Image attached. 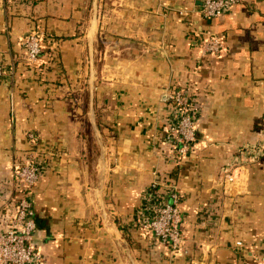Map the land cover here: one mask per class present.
<instances>
[{
  "label": "crops",
  "instance_id": "0c3cea01",
  "mask_svg": "<svg viewBox=\"0 0 264 264\" xmlns=\"http://www.w3.org/2000/svg\"><path fill=\"white\" fill-rule=\"evenodd\" d=\"M200 1L0 0V209L7 192L23 194L13 164L33 157L39 264H257L264 151L226 188L221 169L262 136L264 0L213 18ZM34 30L41 51L30 63L24 38ZM207 31L222 35L217 53L201 51ZM174 87L196 110L180 158L166 139ZM153 180L176 184L175 255L138 223Z\"/></svg>",
  "mask_w": 264,
  "mask_h": 264
},
{
  "label": "built area",
  "instance_id": "2783aa9c",
  "mask_svg": "<svg viewBox=\"0 0 264 264\" xmlns=\"http://www.w3.org/2000/svg\"><path fill=\"white\" fill-rule=\"evenodd\" d=\"M239 0H201L199 11L206 18L216 17L227 11ZM27 49V60L36 61L41 51V32L30 31L24 38ZM202 53H217L223 47L222 35L207 34L200 39ZM0 64V76L6 74ZM12 74V71H8ZM9 77V75H8ZM173 103L166 139L178 158L185 155L196 137V110L188 93L179 87L169 92ZM261 138L250 145L239 149L236 162L227 164L221 169L223 188L239 179V172L246 166L248 160L255 159L264 151V119L259 127ZM40 175V165L33 157H28L12 166V177L16 187L22 191L17 200L8 196L3 200L0 214L3 221L0 224V264H39L41 252L36 246L34 234L36 230L35 211L29 197L32 186ZM8 196V197H7ZM179 195L176 184L172 180L162 182L153 180L144 193L139 208V226L149 229L158 239L166 243L169 253L175 255L182 249L183 236L180 228L182 219L177 206ZM3 223V224H2ZM241 241H236L240 244ZM257 264H264V252L258 258Z\"/></svg>",
  "mask_w": 264,
  "mask_h": 264
},
{
  "label": "rangeland",
  "instance_id": "374dc122",
  "mask_svg": "<svg viewBox=\"0 0 264 264\" xmlns=\"http://www.w3.org/2000/svg\"><path fill=\"white\" fill-rule=\"evenodd\" d=\"M104 31V28H101L99 31H98V38L96 39L95 41V48H98V50H102V48L105 47V32ZM100 55V62L105 59V55H103L102 53H98V56ZM102 57V58H101ZM88 62L89 63H93L94 62V54H93V57L91 55V53L88 55V58H87Z\"/></svg>",
  "mask_w": 264,
  "mask_h": 264
}]
</instances>
